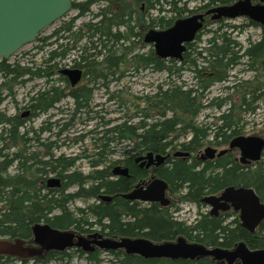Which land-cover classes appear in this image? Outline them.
I'll return each instance as SVG.
<instances>
[{"label":"trees","instance_id":"trees-1","mask_svg":"<svg viewBox=\"0 0 264 264\" xmlns=\"http://www.w3.org/2000/svg\"><path fill=\"white\" fill-rule=\"evenodd\" d=\"M95 1L98 0L72 1V9H76L77 13L82 15L89 10V6ZM106 1L108 5L101 6L98 9L99 13L97 15L99 14L101 19L96 25V30L90 33V38L98 33L99 37L97 39L100 42L112 39L113 32L110 27L120 22V10L126 9L127 13L129 12V8H131L129 3H133L138 7L142 2L153 1L152 6H158L157 24L160 28L171 25V18L166 16L170 8H172L174 14H180L187 10L185 7H178L181 0ZM112 3L113 5H111ZM122 4H125V6L121 7ZM175 17L173 16V18ZM72 23L73 20L67 24L63 22L61 26L72 34ZM261 30L259 40L248 42L240 53L241 46L238 45L237 41L226 37L220 39V35L217 34L218 30H213L212 34H216V36L211 35L208 37L204 47H197L196 44L192 43L191 51L184 55L181 62H173L170 59L161 57L156 59L153 57L152 52L148 56L142 55L141 60L143 63L154 61L155 64L157 63L155 65L156 72L166 73L164 83L167 85L158 84L155 92L142 97V106L140 108L138 105L136 106L141 117H125L124 120L115 124H111L110 120L102 122L106 128L98 132L100 135L94 139L95 144H98V141L100 146L90 155L93 158L91 164L97 166L100 163H105L108 154L114 152L108 146L119 141H125L134 150L145 149L152 153L166 154L167 148L172 147L173 151L178 148L189 151L192 156L191 158L174 157L169 160L168 166L157 173L158 177L169 184L170 193L175 197L167 207H161L157 203L137 207L128 201L125 204L124 213L121 212L117 215L113 207L108 206L105 208V213H108L109 218L108 223L105 225L108 233L131 237L144 235L154 241L171 240L177 236H183L189 242L192 241L197 244L203 243L227 248L238 242H243L250 249L264 248V219L256 226L253 233H249L240 226L237 213L234 211H231V214L235 217L228 223H226L225 218L230 213L227 212V214L217 217L209 215L208 212L202 213L193 224H186V222L177 219L173 215V212L179 210L178 204L182 202H191L196 204L197 207L205 206L202 202L204 196L216 194L228 185L252 187L260 200L264 201V149L260 160L249 165L238 162L232 149L214 159H199V153L204 145L215 147L228 145L232 138L240 135L242 117L233 114L232 109L229 108L227 112H220L215 117L214 123L208 121L201 123L198 121L199 114L203 110L208 108L219 110L227 104L224 99L217 96L211 99H207L205 96L210 86L224 80L228 67L231 68L236 64H246L254 70L263 72L264 26ZM59 31L60 28L57 27L51 34L36 38V40L41 41V46L38 49L42 50L44 46L48 48L47 58L43 59L42 64L39 66L48 64L49 61L59 56L55 44L57 37L45 43L46 39L57 36ZM201 33L196 37L197 42ZM60 55L64 57L65 53ZM113 55L114 51L110 53L111 59H113ZM89 56L87 51L76 56V58H79L76 61L77 64L89 66ZM52 64L57 66L58 62ZM256 67L258 68L256 69ZM28 68L21 67L19 61L10 63L6 60H0V72L4 76H10L9 79H3L0 82V105L6 96H14L12 92L13 85L22 82L17 77L22 76L25 69ZM187 69L191 71L193 81L188 83L182 80L176 83V79L181 77V72ZM262 76H264V73ZM260 85L263 87L264 82L261 80L253 81V85H249L252 88L251 92L255 94ZM4 92H6L5 95H3ZM238 107L241 111H250L253 114L256 113L257 109H261V115L264 118V99L256 102V105L239 104ZM133 118H136V120L132 122ZM22 126L23 121H20L17 117L8 116L0 110V237H27L29 231L24 228L23 224H27L26 222L34 219L36 215L43 213L46 215L55 208V201L53 200L25 197L22 191L24 185L11 177L8 172L12 158L7 143L14 131L22 128ZM65 126L66 124L63 128ZM188 136L189 139H187ZM135 155L133 153L128 155L127 158L132 159ZM16 156L20 159V164L28 159L22 151H18ZM127 158L122 160L125 165H128ZM65 164L68 166L72 164V161L66 160ZM113 165L114 163H111L107 168L92 171L90 177L93 180H103L105 176L107 177L110 174L109 170ZM105 169H107V172ZM121 179L123 180L121 191H127L132 181L129 178L121 177ZM102 186H104L103 182L99 186H95L91 194L94 196L99 193L100 189L103 188ZM14 187L18 189L15 191ZM104 188V193L111 192V189H113L110 185H105ZM97 216L95 214L94 218L96 219ZM45 221L52 227L58 226L56 217H46ZM76 252H78V255L84 254L75 250L59 255L54 250H49L46 255V262L52 259L61 260L64 257L70 259ZM109 254L112 257L107 260V264H215L208 259L195 262L182 259L167 261L163 259H144L140 256L121 252L110 251ZM4 258V255H0V264H7V260ZM84 259L85 264H101L98 255L90 256V254H87Z\"/></svg>","mask_w":264,"mask_h":264},{"label":"flooded vegetation","instance_id":"flooded-vegetation-1","mask_svg":"<svg viewBox=\"0 0 264 264\" xmlns=\"http://www.w3.org/2000/svg\"><path fill=\"white\" fill-rule=\"evenodd\" d=\"M152 3L153 1L148 3L142 2L138 7L133 3H129V6L131 8H129L128 13L126 9L120 10L119 14L121 16V20L119 23L113 24L110 27V30H112L113 32V37L112 39H108V41L104 40L103 42H100L97 39V37H99L98 33H95L92 38H90V33L96 30V25L101 19L99 14L97 15V13H99V10L93 12L91 14V19L86 23H82L78 26L72 23L71 31L73 32V35L68 33V31H66L60 25L59 34L55 37H50L45 40V43H48L53 38L57 37L55 44L59 56H57L56 59L49 61L48 64L42 66H31L28 69H25L22 76L17 77L18 80H22V82L18 83V85L26 84L35 78H40L43 81L38 86L32 85L24 93V103L23 106L21 108L19 107L18 109V111L22 110L19 114H17V112L15 111L13 115H8L17 117V119L23 121L22 128L14 131V133L11 135V139L7 143V147L12 158V162L8 172L11 177H14L16 181H19L22 183V185H24L22 191L24 192L25 197L34 199L39 198L41 200H53L55 201V208H53L46 215L45 213L38 214L36 215L37 218L35 217L32 220H28L26 222L27 224H23L24 228L29 231L27 237H6V239L10 241L21 239L24 246L38 248V244L35 243L33 239L32 227L37 223H47L45 221L46 217H56L58 226L53 228H56L64 233L72 234L73 243L77 242L79 237L85 238L89 241H92L93 239H106L116 242H120L122 240L131 241L140 238L146 240L147 242H150L151 244L163 246L174 243L178 237H183L177 236L175 239L171 240L154 241L153 239L148 238L144 235L131 237L125 235L110 234L108 233L107 228H105V225L109 221V218L107 216L108 213H105V208L108 206H112L113 210H115V213L119 215L124 211L125 204L128 201H130V204H135L137 207H145L150 205L151 203L159 204L158 202L128 200L123 197L124 194L132 191L135 188L148 187L155 179L162 180L166 184L165 196L168 198L169 202L164 206L160 204L159 205L161 207H167L172 201L170 187L164 179L158 177L157 173L159 170L164 169L165 166H168L169 160L173 159L174 157L191 158V152L183 150L181 148L173 151L172 147H168L166 150V154L160 153L161 155L165 156L164 161L161 164L157 165L154 159V161L148 167H146L145 163L147 159L136 161L135 158L138 156H143L151 151L145 149L134 150L129 145V148H131V152L135 153L136 155L132 159L127 158L128 156L126 157L128 159V161L126 160L128 162V165H125L123 161L115 162V164L109 170L110 174H108L107 177L105 176L103 180H93V178L90 177L92 171L107 168L108 165L111 164L108 163L104 166H102L103 163H100L97 166L91 164V160L93 158L90 157V155H92L95 149L99 148L98 146L100 145L95 144L94 142L95 145H91L90 148L82 147L79 155H64L61 151V148L63 146H65L67 143L73 145L78 144L84 139L85 135L80 134L73 139H69L67 142H64L60 138L62 128L57 132H52L51 130V127L55 126L57 122L48 121L47 123H40V125L37 127L34 126L35 120L38 117H60L62 113H64V110H62L59 105L64 99L72 100L73 109H71L69 113V117H71L72 120H74V118L76 117H93L102 114V112L104 111L102 109L103 103H96L95 106L98 107V110H93L90 108V103L93 99L94 92L101 90L105 91L112 83H116L118 81L122 82V88L131 90V80H136L137 74L139 72H156L155 65H157V63L155 64L154 61L150 63H143V61L141 60L143 54L148 56L150 52H152L154 58H159L155 42L147 39V36L152 32L166 31L172 28L176 21L187 20L194 15H200V17L196 20V24L195 21L194 24L190 22V24L186 25L184 28V34L182 38L188 36L191 37V40L183 39L181 41V45L184 47V51L181 53V58H165L170 59L173 62H181L184 59V55L188 54L189 51H191L190 48L192 47V43H197L196 37L201 32H203V30L208 28L209 24H215L216 28L213 30H218L217 34L220 35V39H222V37H226L230 38V40L235 39L231 37V34L229 32L226 31L228 27L235 28L240 31L248 27H256L259 30L258 36L260 37L262 31L261 28L264 26V0H206L202 1V3L198 6L186 10L180 14L172 13V8H170L168 11L169 16L167 17H170L172 22L171 25L166 28H160L158 26V6H152ZM236 3H243L245 5L244 9L248 11L249 14L243 13L235 17H231L230 12L226 11L220 16L214 18V12H209V10L212 8L220 6L229 8L231 5ZM111 5H113V3ZM124 6L125 4L121 5V7ZM173 16L176 17L173 18ZM213 30H210V36H216V34H212ZM259 37L257 40H259ZM143 45L150 46V49L146 53L142 54L141 50ZM238 45L241 46L240 43H238ZM109 50L111 52L114 51L113 59H111V52ZM86 51L90 55V65L86 66L77 64L76 61H78L79 58H76V56L84 54L86 53ZM62 53H65L64 57H61L60 54ZM70 54H72V58L65 62L64 60H66L67 56H69ZM54 62H58V65H53L52 63ZM60 63H64V65H60ZM237 65L238 64L234 65L231 68L228 67L226 70V77L224 78V80L220 81V83L223 84V90H232V95L227 94V96H225L224 98H220L219 96L217 97H219L220 99H224L227 103L230 98L234 97L239 104L243 105L253 104L261 99H264V86L262 87V85H260L261 87L259 86V89L255 94L251 92L252 88L249 86L253 85V81L261 80L264 82V76H262L264 70L263 72L260 70H254L245 64L248 72L252 73V77L244 81H232L231 86L230 84H228L230 82L229 80H232V77L229 75V73ZM257 68L258 67H256V69ZM72 70L78 71V79L74 83H72L71 81L74 75L69 73V71ZM1 74L2 72H0V75ZM9 77V75L4 76V74H2V76H0V82L3 79H9ZM234 78L235 77H233V79ZM209 88H211V86ZM12 92L14 93L13 87ZM5 93L6 92H4L3 95H5ZM112 95H109L110 101L115 97V95ZM7 98H15V93L14 96L10 95ZM37 99L39 100L37 101ZM133 99L135 101L132 103ZM133 99L129 100L130 107L128 112L125 113V117H141L139 116L140 112L137 110L138 108L136 106H142V97L135 96ZM120 101L121 105H123L122 103H124V101ZM15 104L17 105L18 103ZM0 110L4 111V109ZM65 124V127H67L70 126L71 123L67 122ZM187 139H189V136L187 137ZM212 147L218 149L215 146ZM224 148H227V150H229L228 145L220 149ZM111 149L113 151L115 150L114 147H111ZM234 149L236 150V148ZM18 151H22L27 155L28 159L26 162L24 161L22 164H20V159L16 156ZM177 151L188 152V155H175L174 153ZM236 151L239 152L238 149ZM201 153L202 151L199 153V156ZM153 154L156 155L157 153ZM199 159L202 158L199 157ZM66 160H71L72 164L66 166ZM83 160H87L86 164L89 166V170L91 171L86 172L80 166V162H83ZM244 165L249 164L247 163ZM115 166L127 168L128 176L114 174L112 170ZM105 170L107 172V169ZM121 177L129 178L132 181V184L127 191H121L123 181ZM49 178L54 179V181H52V185H48ZM101 182H103L104 186L110 185L113 189H111V192L104 193L105 188L104 186H102L103 188L100 189V192L93 196V194L91 193L94 191L95 186H99ZM16 189L18 188H15V191ZM216 194H219V192ZM102 195L109 196V199H102L100 197ZM78 203H82L83 205L79 206L77 205ZM229 210L232 211V208L229 207V209L225 211L219 210L216 215L211 216L217 217L220 215H224ZM207 212L209 214V209ZM174 213L175 212H173V215ZM95 214L98 215L96 219L94 218ZM95 233L100 236H96L94 238L90 236ZM184 239L186 240V238ZM186 242L193 243L189 242L188 240H186ZM198 244L208 250H212L217 247L224 248L221 246L206 245L203 243ZM237 244L238 243H236L232 247H227L224 249L231 250ZM88 246L90 247V250L88 251H84L82 249V246H76L75 244L67 246L63 250L54 249V251L59 253V255L75 250L81 251L85 255L90 254V256L99 255V253L102 251L105 253H110V251H112L127 254L124 247L105 249L99 247L94 242H90ZM245 246L249 248L246 244ZM47 252L48 251L43 250L41 254L34 255L30 258L4 256V259L7 260V264L16 261L19 264H47ZM129 255H135L144 258L139 254ZM144 259H163L167 261L176 260L167 257ZM202 259H208L215 264H228L225 258H217L212 254L196 255L194 258H187L185 260L195 262ZM240 262L241 260L239 258H236L232 264H240Z\"/></svg>","mask_w":264,"mask_h":264},{"label":"water","instance_id":"water-1","mask_svg":"<svg viewBox=\"0 0 264 264\" xmlns=\"http://www.w3.org/2000/svg\"><path fill=\"white\" fill-rule=\"evenodd\" d=\"M243 3H236L229 8L220 6L209 10L214 12L216 18L222 13L229 11L231 17L239 14L248 13L244 9ZM72 9V0H0V60H8L24 45L30 44L36 40L39 33L52 25L55 21L63 18ZM200 15H194L190 19L176 21L174 26L166 31L152 32L147 39L155 42L157 54L161 58L175 57L181 58L184 47L181 41L191 40V37H183L186 25L196 24ZM74 77L71 79L74 83L78 79V71H69ZM229 149L237 148L239 150V162L249 164L260 160L262 150L264 149V137L255 135H238L232 138L228 143ZM227 148L216 149L212 146H206L200 158L214 159L222 156ZM179 156H186L188 152L177 151L174 153ZM165 156L161 154L154 155L148 152L143 156L135 158L136 161L146 160L148 167L155 159L156 164H161ZM114 174L128 176V170L125 167L115 166L112 170ZM53 178L48 179V185H52ZM166 184L159 179H155L146 188H135L123 195L128 200H139L143 202H158L160 205H167L168 198L165 196ZM102 199L108 200L109 196L102 195ZM202 202L210 207L209 214L216 215L219 210L225 211L232 208L238 213L240 226L249 233H253L256 226L264 219V201H261L252 187L228 185L224 187L219 194H210L202 198ZM34 242L36 247H26L21 239L10 241L0 239V255L16 256L19 258H30L39 255L43 250H63L67 246L75 244L82 246L84 251L90 250V242H94L101 248L124 247L127 254H139L144 258L167 257L171 259L194 258L196 255L212 254L217 258H225L228 264H232L236 258L241 260L240 264H264V248L251 250L244 243H238L233 249L214 248L205 249L199 244L188 243L183 237H178L174 243L158 246L147 242L144 239H135L131 241L122 240L116 242L113 240H86L79 237L77 242H72V234L61 232L51 227L48 223L34 224L32 227ZM91 237L100 236L97 233Z\"/></svg>","mask_w":264,"mask_h":264},{"label":"rangeland","instance_id":"rangeland-1","mask_svg":"<svg viewBox=\"0 0 264 264\" xmlns=\"http://www.w3.org/2000/svg\"><path fill=\"white\" fill-rule=\"evenodd\" d=\"M75 2H84L86 0H72ZM202 1L206 0H181L178 7H185L187 10L198 6L202 3ZM184 4V5H182ZM108 5L106 0H98L92 3L89 6V10L85 12L82 15H79L77 13L76 9H71L63 18L55 21L52 25L44 29L41 33H39L38 37H44L59 27L63 22L69 23L72 20H74V25L78 26L82 23H86L91 19V14L93 12H96L101 6ZM166 16H169L167 13ZM215 24H209L208 28L203 30L201 33L199 41L196 43L197 47H204L206 46V39L210 36L211 32L207 31L208 29L213 30L215 29ZM74 29V28H73ZM227 32L231 34V37H233L238 43H240L241 48L240 51L247 45L248 41H256L258 39L259 30L256 27H248L244 30L240 31L235 28L228 27L226 29ZM52 41V40H50ZM41 41L35 40L34 42L24 45L22 48H20L15 54H13L7 62L13 63L19 61V64L24 67H31L37 66L42 64L43 59L47 58V52L48 48L47 46H44V48L41 50L37 47L41 46ZM51 47V46H50ZM150 46L143 45L141 53H146L149 51ZM72 58V54L67 56L65 62L67 60H70ZM36 63V64H34ZM60 65H64V63H60ZM241 71V72H240ZM229 75L232 77V80L230 79L229 83L230 86L232 85V81H244L246 79H250L252 77V73L248 72L245 64H238L230 73ZM2 76V74L0 75ZM191 71L189 69L184 70L181 72V77L176 79V83H179L180 81H186L188 83L192 82L193 79L191 78ZM233 77H235L233 79ZM166 80V73L165 72H155V71H142L137 74L136 80H131V90L122 88L123 84L122 82H116L112 83L108 89L105 91H95L93 95V99L90 103V108L93 110H98V107H96L97 102L103 103L102 109L104 110L102 114H99L97 116L93 117H76L74 120L69 117V113L71 109H73V103L71 99H64L62 103L59 105L62 110H64V113L60 117H38L35 120L34 126L37 127L40 125V123H47L48 121H55L57 122L55 126L51 127L52 132L60 131L62 128V132L60 133V138L62 141L67 142L69 139H73L77 135L84 134V139L78 143V144H69L67 143L65 146L61 148V151L64 155H79L81 152L82 147H91V145L94 144L95 137H98L100 134L98 132L102 131L106 128L102 124V122L106 120H110L111 124H115L118 122H121L125 119V113L128 112L130 107V99L132 100L135 96L137 97H143L144 95L151 94L155 92L156 87L158 84H163V86H166L167 84L164 83ZM43 80L40 78L32 79V81L21 84V85H14L13 91L15 93V98H7L5 97L4 101L0 105V109H4L6 115H13L16 111L17 114H19L22 110H19V107L21 108L24 103L23 97H25V92L29 87L32 85L38 86ZM235 81V82H236ZM222 83L218 82L215 83L209 90L206 92L205 98L211 99L212 97L219 96L220 98H224L227 96V94L232 95V90H223ZM129 87V86H128ZM103 93V94H99ZM115 95L114 99L109 100V95ZM112 95V96H113ZM120 100L124 101L120 104ZM135 100H132V103ZM15 103H18L17 105ZM239 103L238 101L233 97L230 98L228 103L224 105L221 109L216 110L213 108H208L203 110L198 117L199 122L208 121L209 123L215 122V117L219 115L222 111H228L227 109H232L233 114L239 115L242 117L241 122V132L240 135L248 136V135H255V136H262L264 137V118L261 115V109H257L256 113H252L250 111H241L238 107ZM251 105H256V103H253ZM141 106H139L140 108ZM243 108L245 106H242ZM68 109V111H67ZM66 110V111H65ZM101 115V116H100ZM136 118H133L131 121H135ZM67 122H70V126H67L63 128V125ZM182 140V139H181ZM180 140V141H181ZM99 144V142L97 141ZM95 145V144H94ZM207 146L204 145L203 148ZM111 147H114V152L111 154H108L106 162L103 163L102 166L108 164V163H114L124 160L128 155L133 154L131 152V148H129L128 143L125 142H113L110 144ZM226 147V145H222L217 147L218 149ZM201 149V151L203 150ZM234 150V156L235 158H239V152ZM195 155V154H194ZM87 160H83V162H80V166L83 168L84 171L89 172V166L86 164ZM117 164V163H116ZM171 199H175L174 196L171 195ZM77 205L82 206V203H78ZM179 205V210L174 213L175 217L177 219L182 220L186 222V224H193L196 219L200 217L202 213H206L209 209V207H197L194 203L191 202H182ZM230 215L227 216L226 223L230 222L233 217L231 214V211L229 210L227 212ZM225 213V214H227ZM238 216V215H237ZM6 239V237H0V239ZM192 242V241H190ZM71 252V251H69ZM85 254L78 255L77 253H74L71 258H65L61 261H58L57 259L50 260L47 264H85ZM99 259H101V264H107V260H109L112 256L109 253L100 252L98 255ZM10 264H19L17 261L12 262Z\"/></svg>","mask_w":264,"mask_h":264},{"label":"bare ground","instance_id":"bare-ground-1","mask_svg":"<svg viewBox=\"0 0 264 264\" xmlns=\"http://www.w3.org/2000/svg\"><path fill=\"white\" fill-rule=\"evenodd\" d=\"M203 151V150H202ZM262 152H263V150H262ZM200 157V156H199ZM242 164V163H241ZM238 243H240V242H238ZM243 243V242H242ZM251 250H254V249H251Z\"/></svg>","mask_w":264,"mask_h":264}]
</instances>
